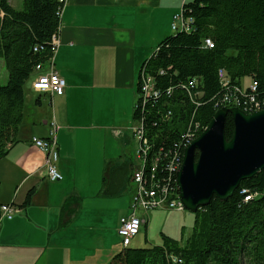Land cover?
I'll use <instances>...</instances> for the list:
<instances>
[{
    "label": "trees",
    "instance_id": "obj_1",
    "mask_svg": "<svg viewBox=\"0 0 264 264\" xmlns=\"http://www.w3.org/2000/svg\"><path fill=\"white\" fill-rule=\"evenodd\" d=\"M62 5L58 0H22L16 9L9 0H0V58L7 74L6 83L0 84V159L16 141L25 116L24 85L34 75V66L51 56V37L58 38ZM181 8L193 19L191 29L163 38L144 59L139 77L140 72L151 76L157 93L145 100L138 96L133 109L134 120L142 123V137L146 134L149 140V157L158 156L154 178L162 183H172L169 164L182 155L189 126H207L218 109L215 104L232 91V85L221 86L220 69L233 84L240 85L243 77L254 79V96L264 99V0H191ZM204 38L211 39V47L202 45ZM191 78L197 79L203 93L195 101L186 87ZM139 87L140 79L138 92ZM232 131L227 115L226 139ZM104 181L105 177L106 194ZM31 195L29 190L20 206L29 204ZM246 196L252 197L245 201ZM64 204L67 219L62 212L60 223L66 224L79 201L73 207L68 199ZM193 215L191 232L183 240L163 235L157 245L124 247L107 264H174L172 256L180 259L178 264H264V168L242 180L226 201L212 197Z\"/></svg>",
    "mask_w": 264,
    "mask_h": 264
},
{
    "label": "crops",
    "instance_id": "obj_2",
    "mask_svg": "<svg viewBox=\"0 0 264 264\" xmlns=\"http://www.w3.org/2000/svg\"><path fill=\"white\" fill-rule=\"evenodd\" d=\"M189 1L66 0L60 15V45L54 55V68L65 80L64 91L60 95L44 93L49 101H42L39 95L36 103L25 100L16 141L0 159V192L8 185L13 193L0 195V204L12 203L18 208L14 217L0 221V264H48L49 254L50 258L59 254H48L43 248L46 239L64 231L79 212L84 197L76 187L80 164L102 169V185L101 189L98 184L95 187L96 195H105L103 177L106 194L120 191L125 175H131L138 165L126 162L122 150L129 143L126 129L133 134L131 93L138 86L141 64L171 35L173 16ZM105 105H109L107 114H113L112 124L97 122L106 115ZM52 121L56 125V166L63 176L60 182L47 178L45 155L30 142L33 136L48 137ZM113 142L120 147L111 148ZM117 150V156H112ZM64 177L69 178L67 184ZM29 190V204L20 206ZM77 198L76 214L66 224L60 223L62 212L66 218L65 201L73 207ZM65 251L59 257L67 262L73 252ZM87 257L81 255L76 264H89L85 263Z\"/></svg>",
    "mask_w": 264,
    "mask_h": 264
},
{
    "label": "rangeland",
    "instance_id": "obj_3",
    "mask_svg": "<svg viewBox=\"0 0 264 264\" xmlns=\"http://www.w3.org/2000/svg\"><path fill=\"white\" fill-rule=\"evenodd\" d=\"M9 2L16 9H20L22 7V0H9ZM173 32H171V34ZM38 64H40V62ZM37 65L34 66V69H36ZM6 81V70L0 58V84H5ZM249 81V77H243L241 79L243 85H247ZM29 83L30 79L24 85L26 100L31 99V101H35L36 103L37 97L35 96H38V94H34L30 90ZM136 86L137 84H135L131 93V102H133V106L137 97L139 96ZM39 99H42V101L50 100V98L45 94H40ZM108 106L109 105L104 106V112L106 115L99 119L97 121L98 123L112 124L114 117L113 114L111 116L107 114V112H109ZM223 106L224 105H219L218 109ZM132 123L134 124V122H131V124ZM138 126L139 125H137V127ZM126 131L127 133L125 135L129 136V143L123 150H120H122L126 162L129 160L131 163H133V165H137L135 151L137 147L136 140H139V137L136 132L135 140V137L132 136L133 134L130 133L128 128ZM113 146L115 149L120 147L119 145H116L115 142H113L111 148ZM186 146H184V148ZM109 149L110 148H108V150ZM183 152L184 151H182L181 159L183 158ZM117 154L118 150L111 155L116 157ZM138 161L139 162L136 168H138L141 164L140 157ZM152 164L154 165V160ZM101 172H103L102 169H95L93 166L89 167L88 164H80V167H78L77 173L79 176L76 180V187L78 188V191H80V194L84 197L81 196L82 198H80L81 205L79 212L77 213L78 215L76 214L77 216L75 215L73 217L72 221L68 223L64 231L59 232V234L54 233L52 240L51 237L46 239L47 241L43 251L47 249L46 252L48 254L53 252L59 253L57 255L55 254V256L51 258L49 254V258L47 260L48 264H76L78 262V258H80L81 255L88 256L85 263L107 264L114 254L123 249L120 236L117 233L119 218L121 215H125L130 212L129 204L134 195L135 186L131 183L130 173L128 172L125 175V181L122 183L120 187L121 189L117 194L96 195L95 187L98 184L99 188L101 189L100 185H102ZM111 172H114V169ZM64 179L67 184L69 178L64 177ZM0 195L11 196L13 193L11 194L7 185L1 189ZM136 214L140 218H146V225H141L138 235L133 238L129 246L130 248H144L150 245L160 244L162 242L163 235L177 240H183L190 234L194 218L193 213L186 209H183L182 211L171 208L154 209L150 210L147 214L141 210H137ZM15 215H13V217ZM35 242L37 244L38 241L35 240ZM51 243H53V245ZM61 247H65V249H61ZM64 250L67 252L71 250L70 252H73L70 261L65 262L66 259L61 261L59 255L62 253L64 256Z\"/></svg>",
    "mask_w": 264,
    "mask_h": 264
},
{
    "label": "built area",
    "instance_id": "obj_4",
    "mask_svg": "<svg viewBox=\"0 0 264 264\" xmlns=\"http://www.w3.org/2000/svg\"><path fill=\"white\" fill-rule=\"evenodd\" d=\"M63 3V6L66 3V0H59ZM193 19L191 17H186L183 15L182 8L178 13L173 16L171 22V30L177 27H185V29H191V24ZM212 41L210 38H204L202 45L204 47H211ZM60 45V35L58 38L51 40V56L44 63L36 64L37 67L34 69V75L30 80V88L36 94H62L65 87L64 78L58 74L54 68V55ZM37 47L35 48V51ZM140 87H139V98L145 100V98L156 95L157 90L154 88V81L151 76L140 72ZM219 80L221 86L227 88L229 85H232V91L225 92L223 98L217 105H224L225 107H238L245 113H251L253 111L261 110L264 108V99L261 101L256 100L254 93L257 90V82L254 79H250L247 85H238L230 82L227 77L225 70H219ZM198 83L196 78H191L187 82V89L190 93L191 98L195 101L200 99L203 96L202 91L197 89ZM242 97V100L240 98ZM51 130L46 138L33 136L30 139V142L34 147L39 149L44 153V168L46 176L50 181H59L62 176L57 169L56 162L58 159L57 152V143L55 138L56 125L54 121L51 123ZM137 125H142L140 121H135L134 126L132 127L133 136L136 140ZM206 126H200L199 123L196 124L195 128L192 129L190 126L187 131L184 133L185 138H196L199 133L203 131ZM136 159L137 163L139 160V153H143L144 148L149 145V140L145 134V140H136ZM158 156L154 158V167L153 171L150 174L149 190H142V186H137L135 184V166L132 169L130 175V181L135 186V192L131 199L129 205V214L121 216L119 218V225L117 233L120 236L121 244L124 247H129L133 238L137 236L140 231L142 224L146 222V218H140L137 214V210H141L144 213H148L150 210L162 209V208H171L177 210H183V204L179 199V192L176 183V172L180 168L182 161H174L172 164H169V170L171 173H174V178H171V182L162 183L161 180L154 178V173L157 169ZM173 180V181H172ZM245 194V192H243ZM252 197V196H251ZM249 196L245 197V201ZM18 212V208L12 204H1L0 205V221L3 218L11 219L15 213ZM173 263H180V259L172 256Z\"/></svg>",
    "mask_w": 264,
    "mask_h": 264
},
{
    "label": "water",
    "instance_id": "obj_5",
    "mask_svg": "<svg viewBox=\"0 0 264 264\" xmlns=\"http://www.w3.org/2000/svg\"><path fill=\"white\" fill-rule=\"evenodd\" d=\"M230 115L233 131L224 134ZM264 168V108L245 113L221 107L203 131L184 149L176 183L184 209L194 213L210 203L230 198L244 179Z\"/></svg>",
    "mask_w": 264,
    "mask_h": 264
},
{
    "label": "bare ground",
    "instance_id": "obj_6",
    "mask_svg": "<svg viewBox=\"0 0 264 264\" xmlns=\"http://www.w3.org/2000/svg\"><path fill=\"white\" fill-rule=\"evenodd\" d=\"M62 8H63V5L60 6L59 18H60L61 12H62ZM178 29L179 30H189V29H185V27H177V28L172 29V30L175 31V30H178ZM218 106L219 105H217V107ZM142 132H143V129H142L141 125H139L137 127V135L139 136V140H145V138L142 137V135H143ZM192 139L194 140V138H188L187 139V146L193 141ZM148 151H149V145L144 148L143 153H139V157L141 158V164H140V166L138 168L135 169V184L137 186H142V190H149V183H145V182H150V176H148V175L151 174V171H153V167H154L152 162H153L155 156H150L149 157ZM181 156L179 158H176L175 161H182ZM148 157H149V159H148ZM172 162L173 161H171L170 164H172ZM148 163H149V167L147 166ZM249 199L250 198H248L247 201ZM171 260L173 262V258H171Z\"/></svg>",
    "mask_w": 264,
    "mask_h": 264
}]
</instances>
